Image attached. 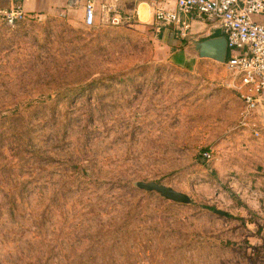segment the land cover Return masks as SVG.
I'll return each instance as SVG.
<instances>
[{"label":"rangeland","instance_id":"obj_1","mask_svg":"<svg viewBox=\"0 0 264 264\" xmlns=\"http://www.w3.org/2000/svg\"><path fill=\"white\" fill-rule=\"evenodd\" d=\"M102 22L0 21V264H264V205L230 179L264 185L263 114L238 127L239 95L213 90L225 63ZM185 66L217 68L211 90Z\"/></svg>","mask_w":264,"mask_h":264},{"label":"built area","instance_id":"obj_2","mask_svg":"<svg viewBox=\"0 0 264 264\" xmlns=\"http://www.w3.org/2000/svg\"><path fill=\"white\" fill-rule=\"evenodd\" d=\"M150 7L158 26H171L183 39L188 38L192 22L197 20L219 28L228 43L225 62L231 74L228 86L244 104L241 126H246L256 114L261 115L264 109V0H166L165 3L153 1ZM102 8L104 20L116 26L123 24L116 6L106 0ZM27 16L21 7L0 10V21L6 24L25 20ZM95 16V2L89 0L85 6V24L93 26ZM255 135L259 137V131ZM203 157L213 160L214 151L205 150Z\"/></svg>","mask_w":264,"mask_h":264},{"label":"crops","instance_id":"obj_3","mask_svg":"<svg viewBox=\"0 0 264 264\" xmlns=\"http://www.w3.org/2000/svg\"><path fill=\"white\" fill-rule=\"evenodd\" d=\"M88 1L89 0H0V10H11L17 7H21L28 16H61L64 18H68L72 15V13H75L76 15H78V18L82 20L84 25L87 26L85 24V6ZM153 1L165 3L166 0H108V3L116 6L117 10L120 12L124 20H132L142 27H152L153 29L159 31L160 35L166 38H169L170 36L175 42H170V45H178L176 44V42L182 43L184 41L183 46H177L176 48H173L174 51L172 50L173 53L171 54L176 60L184 59L186 61V65H188V63L192 61L197 65L199 63H202L206 59L212 60L210 58L201 57L200 54L196 51L195 44L206 39L221 36L223 35V32L219 28L210 27V25L206 21L197 20L192 22V28L190 30V35L188 36V38H191L192 40L188 38H186L187 40L183 39L171 26H157L154 20L153 11L150 7V4ZM94 2L96 6L94 27H102L104 26L102 24V21L104 20L102 16L104 10L102 7L104 4H106V0H94ZM170 3L171 6L174 5L173 2ZM192 46L194 47V50H192ZM187 68L188 67L185 66L182 69H186L191 72L192 75H194L196 78V83L204 79V81H201L200 84L196 86L199 88L198 94H202L206 89L211 90L212 87H210V85L208 84V80L205 79H207L206 76L209 75L210 77L216 76L215 72L218 71L217 68H212L211 70L198 66L193 67L192 70ZM223 75L224 76L222 77V79H220V82L214 85L213 90L221 87V89L218 90L222 91L226 95L227 93L233 95V89L228 86V84L231 83V74L225 72ZM212 85L213 84H211V86ZM233 91L237 94L235 90ZM242 112L240 116V122L238 124V127L241 128L248 125L246 124V126H241ZM243 178L244 180L242 182L234 175L230 177V179H232V185L236 193L238 194V186L240 184H243V186L245 187V192H248V203L253 206L264 205V199L262 200V196L264 195V185H261V178L254 177L249 174L243 176Z\"/></svg>","mask_w":264,"mask_h":264},{"label":"water","instance_id":"obj_4","mask_svg":"<svg viewBox=\"0 0 264 264\" xmlns=\"http://www.w3.org/2000/svg\"><path fill=\"white\" fill-rule=\"evenodd\" d=\"M195 48L203 58H210L222 64L226 62L228 43L226 37L223 35L197 42ZM262 114L264 120V109L262 110ZM138 186L149 192L159 193L165 199L176 203L189 204L191 202L189 195L162 183L140 182ZM214 211L223 216L227 215L226 212L222 210L215 209Z\"/></svg>","mask_w":264,"mask_h":264},{"label":"trees","instance_id":"obj_5","mask_svg":"<svg viewBox=\"0 0 264 264\" xmlns=\"http://www.w3.org/2000/svg\"><path fill=\"white\" fill-rule=\"evenodd\" d=\"M205 151V150H204ZM202 153H204V152H202ZM206 160V159H205Z\"/></svg>","mask_w":264,"mask_h":264}]
</instances>
